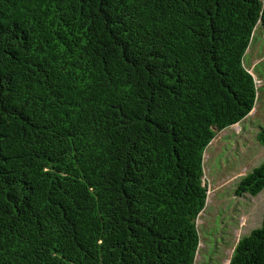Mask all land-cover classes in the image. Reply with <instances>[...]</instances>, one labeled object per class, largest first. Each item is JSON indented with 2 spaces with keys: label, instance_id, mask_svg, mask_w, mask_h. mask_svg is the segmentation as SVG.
<instances>
[{
  "label": "trees",
  "instance_id": "16d2710c",
  "mask_svg": "<svg viewBox=\"0 0 264 264\" xmlns=\"http://www.w3.org/2000/svg\"><path fill=\"white\" fill-rule=\"evenodd\" d=\"M258 25L264 0H0V264H195ZM263 189L264 163L236 193ZM229 264H264V217Z\"/></svg>",
  "mask_w": 264,
  "mask_h": 264
},
{
  "label": "rangeland",
  "instance_id": "374dc122",
  "mask_svg": "<svg viewBox=\"0 0 264 264\" xmlns=\"http://www.w3.org/2000/svg\"><path fill=\"white\" fill-rule=\"evenodd\" d=\"M243 62L255 81L256 102L240 123L216 131L204 152L208 195L197 220L195 264H229L238 240L259 228L264 217V189L257 196L236 193L240 181L264 163V146L256 140L264 130V26L256 28Z\"/></svg>",
  "mask_w": 264,
  "mask_h": 264
}]
</instances>
